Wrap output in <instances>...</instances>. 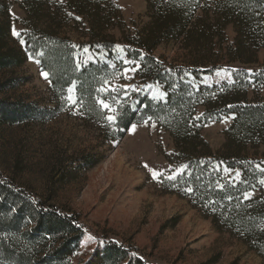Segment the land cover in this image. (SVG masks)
Wrapping results in <instances>:
<instances>
[{
  "label": "trees",
  "instance_id": "1",
  "mask_svg": "<svg viewBox=\"0 0 264 264\" xmlns=\"http://www.w3.org/2000/svg\"><path fill=\"white\" fill-rule=\"evenodd\" d=\"M145 1L141 24L129 26L114 0H18L25 14L21 49L10 37L15 19L9 1L0 0V73L20 68L32 55L57 93L66 96L68 88L81 83L79 93L92 109L101 110L93 94L95 81L112 69L103 61L81 64L79 54L93 50L110 55L117 44L126 45L128 56L140 65L139 77L163 84L167 97L146 96L119 116L118 137L145 118L159 121L174 139L172 159L187 166L176 179L186 183L187 197L215 226L233 231L264 260V60L259 58L264 52V0ZM228 64L259 69L241 70L222 87L190 84L189 78ZM13 86L12 77L1 76L0 94ZM7 102L0 100V107L12 113H0L4 123H16L34 108L13 109ZM200 107L204 114L198 118ZM227 116H234L233 124L224 145L213 152L201 136V123ZM224 168L239 170L241 179H223ZM253 191L261 194L246 199ZM42 206L0 184V264H70L82 236L77 219ZM126 260L142 263L117 245L107 246L100 262Z\"/></svg>",
  "mask_w": 264,
  "mask_h": 264
},
{
  "label": "rangeland",
  "instance_id": "2",
  "mask_svg": "<svg viewBox=\"0 0 264 264\" xmlns=\"http://www.w3.org/2000/svg\"><path fill=\"white\" fill-rule=\"evenodd\" d=\"M8 1L15 19L10 37L24 49L20 21L25 14L18 0ZM114 1L129 26L141 24L147 12L145 0ZM84 52L79 54L81 64L103 61L112 69L98 75L93 91L112 110L99 102L101 110L92 109L79 93L81 83L70 87L75 86L77 104L73 106L67 99L70 88L66 96L57 93L50 75L44 78L46 71L32 55L25 57L20 68L0 73V78L12 77L14 84L0 94V100L6 99L13 109L34 107L16 123L0 120V184L35 204L40 201L45 210L77 219L82 236L68 258L70 264H101L109 245H117L141 264H264L233 231L215 226L201 206L187 197L186 183L176 180L186 165L172 159L174 139L159 121L145 118L118 137L117 118L146 96L165 100V86L139 77L140 65L128 56L124 44H117L110 55ZM259 58L264 60V52ZM258 69L228 64L189 80L194 88L222 87L233 83L237 72ZM0 108V113L7 112ZM203 114L204 109L198 108L197 117ZM108 116L115 120L110 122ZM233 121L234 116H227L201 123V136L213 152L224 145ZM153 170L162 173L159 179L153 178ZM221 174L230 182L241 179L239 170L224 168ZM260 194L249 192L245 198Z\"/></svg>",
  "mask_w": 264,
  "mask_h": 264
},
{
  "label": "snow or ice",
  "instance_id": "3",
  "mask_svg": "<svg viewBox=\"0 0 264 264\" xmlns=\"http://www.w3.org/2000/svg\"><path fill=\"white\" fill-rule=\"evenodd\" d=\"M15 35L19 36L20 33H19V32H15ZM21 42L23 43V41H21ZM36 62L39 63L40 61L37 60ZM42 75L44 76L45 79H48V77H49V74H48L47 72H43ZM68 91H69V95H68L67 99L71 102V104H72L73 106H75V105L77 104V99H76V97L73 95V93H74V91H75V86H73L72 88H70ZM98 102H99V103L102 105V107H104L105 109L112 110V109L110 108V106H109L108 104H106L103 100H99ZM107 119L111 122V121H114V120H115V117H114V116H108ZM133 130H134V128H133ZM145 167H147V165H145ZM186 167H187V166L182 167V168L179 170V173H178V174H183V172H184V170H185ZM258 167H259V166H258ZM262 171H264V170H262ZM152 175H153V178H154V179H159V177L162 175V173H159V172H156L155 170H153ZM176 178H177L176 176H169V177H168V179H170V180H175ZM261 183H264V181H261ZM188 191H191V189H189Z\"/></svg>",
  "mask_w": 264,
  "mask_h": 264
}]
</instances>
